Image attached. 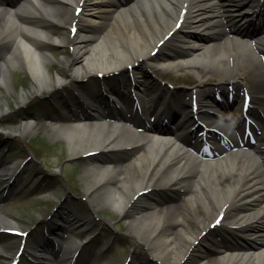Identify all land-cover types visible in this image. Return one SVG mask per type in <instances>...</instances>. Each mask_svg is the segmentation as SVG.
Here are the masks:
<instances>
[{
  "label": "bare ground",
  "instance_id": "obj_1",
  "mask_svg": "<svg viewBox=\"0 0 264 264\" xmlns=\"http://www.w3.org/2000/svg\"><path fill=\"white\" fill-rule=\"evenodd\" d=\"M64 5L75 9L70 19L76 32L70 39L54 31ZM78 8H82L79 13ZM206 18L208 22L203 23ZM239 18L245 24L259 20L262 25L250 31L235 24ZM68 40L73 53L67 64L75 81L100 74L105 80L116 74L125 78L137 64L172 71L194 66L198 87L214 73L219 75L220 87L233 80L242 93L232 104L219 89L223 102L212 95L213 90H196L201 108L213 109L215 114L191 111L193 106L185 98L177 106L170 105L169 93L154 95L144 105L159 101L161 110L145 114L141 132L128 121L110 126L107 113L97 109L100 98L95 96L90 115L69 118L55 131L68 141L72 156L90 152L104 156L87 166L93 179L88 191L96 193L90 200L94 212L101 202L129 219L139 203L130 223L136 239L148 240L153 250L150 264H264V130L261 145H243L236 137L227 151L215 154L200 147L198 135L188 139L182 134L198 119L210 134L225 131L227 124L242 117L241 108L249 98L264 111V0H1L0 83L11 91L12 69L30 78L34 93L54 91L50 51ZM156 50L162 53L154 54ZM250 71L252 76L244 79ZM67 79L58 74L56 83L61 87ZM27 97L23 91L22 100ZM179 113L192 116L178 124ZM164 122L172 126L157 127ZM34 125L25 123L24 133ZM18 165L8 161L0 168V179L5 180L0 192ZM159 193L180 194L185 199L149 198ZM78 221L93 225L90 217ZM18 227L19 222L0 208V234ZM215 228H220L226 241L214 236ZM55 238L57 246L42 241L29 247L27 264H73L81 244L58 234ZM186 242L188 247L182 248ZM6 251L2 245L0 253Z\"/></svg>",
  "mask_w": 264,
  "mask_h": 264
},
{
  "label": "rangeland",
  "instance_id": "obj_2",
  "mask_svg": "<svg viewBox=\"0 0 264 264\" xmlns=\"http://www.w3.org/2000/svg\"><path fill=\"white\" fill-rule=\"evenodd\" d=\"M72 10V7L64 5V11L59 16L60 21L55 22L54 25L57 35L72 38L73 20L70 19ZM206 22H208L207 18L203 23ZM237 22L238 25L243 24ZM245 26L247 27V24ZM72 53L71 40L65 45L53 47L50 51L52 61L48 64V68L54 79L52 92L43 90L41 93H34L30 78L23 72L12 69H10L9 85L11 91L7 89L6 83H0V166L6 161L19 163L13 182L7 185V188L1 189L0 208L6 217L17 220L22 230L30 231L27 237H15L4 231L0 234V250L2 245L7 247L6 253H0V264H8L9 261L6 263L4 258L12 259L22 245L25 249L20 256L19 264H27L29 247L41 241L44 228L54 225L55 219L68 210H75L84 217H90L93 220L90 228H93L92 232L98 234L94 242L84 246L83 250L87 257L82 252L78 255L76 264H86L82 262L88 259V254H92L93 257V251L96 249H99L100 257L92 264H126L129 258L148 260L153 251L146 244L148 240L146 242L136 239V232L130 223L133 219V211L139 203L135 205L129 219L122 218L118 211L101 202L95 205L97 212L93 211L90 200L94 199L96 193L90 194L88 191V185L93 179L87 173V166L88 162L102 160L104 156L97 154L87 157L84 154L72 156L68 141L58 137L55 131L56 127L66 125L72 108L68 103L73 100L75 91L82 90L87 83H102L105 80L104 77L97 75L92 80L71 79L67 58L69 59ZM161 53L162 51H157L155 54ZM139 65L129 68L125 78L118 74L109 77L111 85L123 96L120 105L126 106L132 102L133 81L131 82L130 76L133 74L139 76L140 86L149 85L151 92H169L173 95L172 100L177 104L182 98L190 103L195 88L212 90V87L218 86L219 82V75L214 73V76L198 87L200 80L194 66L172 71L165 70L161 66L140 68ZM58 74L68 77L61 87L56 83ZM241 75L243 77V74ZM149 76L153 78L149 79ZM250 76L252 71L247 77L244 76V79ZM23 91L28 96L27 101L21 98ZM104 91L102 88L99 92L104 99L102 102L104 105L99 103L100 110H107L109 114L117 105L104 95ZM108 91L107 88V94ZM82 98L85 103L86 96ZM85 112L83 107L82 113ZM34 121L36 123L33 129L24 133L25 123ZM3 182L4 180L0 179V183ZM170 196L163 193L159 196L150 194L149 198L162 202L169 201L170 198L175 202L184 199L180 194ZM211 232L218 240L222 239L223 232L219 228ZM73 239L81 243V240ZM188 245L189 242H186L182 248Z\"/></svg>",
  "mask_w": 264,
  "mask_h": 264
}]
</instances>
